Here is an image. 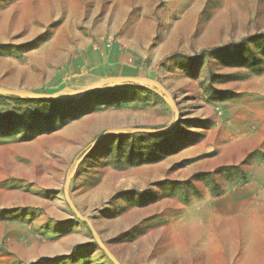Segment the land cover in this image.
<instances>
[{"label": "rangeland", "instance_id": "1", "mask_svg": "<svg viewBox=\"0 0 264 264\" xmlns=\"http://www.w3.org/2000/svg\"><path fill=\"white\" fill-rule=\"evenodd\" d=\"M34 1L0 0V108L11 107L10 96L104 91L91 95L89 113L54 131L0 128V152L12 153L0 159L27 168L32 207L76 218L85 245L76 252L87 264H169L158 258L165 243L183 264L184 219L217 213L216 195L231 186L227 175H198L196 144L214 111L220 119L229 108L214 90L264 70V41L255 38L264 34V0ZM136 132L152 136L141 153L137 144L124 152L114 134ZM130 214L134 226L112 230Z\"/></svg>", "mask_w": 264, "mask_h": 264}, {"label": "crops", "instance_id": "2", "mask_svg": "<svg viewBox=\"0 0 264 264\" xmlns=\"http://www.w3.org/2000/svg\"><path fill=\"white\" fill-rule=\"evenodd\" d=\"M222 87L234 96L220 119L214 111L213 127L197 140V170L202 176L213 172L222 181L227 175L231 186L216 195L217 213L184 219L183 264H264V71L229 79ZM217 105L224 103H215L214 110ZM16 163L0 164V264H87L76 252L85 248L76 242V218L32 207L37 199L27 194L24 182L29 171L25 167L18 173ZM39 202L44 204V198ZM136 220L127 215L112 230L132 227ZM155 233L148 237L151 245ZM163 248L158 258L176 264L173 245ZM148 251L145 247L142 254Z\"/></svg>", "mask_w": 264, "mask_h": 264}, {"label": "trees", "instance_id": "3", "mask_svg": "<svg viewBox=\"0 0 264 264\" xmlns=\"http://www.w3.org/2000/svg\"><path fill=\"white\" fill-rule=\"evenodd\" d=\"M256 39L264 41V34L257 35ZM259 71L258 73L263 72ZM229 80V79H227ZM104 90L94 89L87 92L78 99H63V98H45V97H25L10 96L8 97L12 102H7V110L0 108V128H7L8 131L13 132L18 129L26 128L29 131H34V134L47 133L54 131L64 125L70 120L77 119L86 113H89L92 108L90 106L91 95ZM221 91L214 90L212 98L215 100H223L234 96L232 92H223L226 96H218ZM222 93V92H221ZM222 93V94H223ZM218 94V95H217ZM5 98L0 95V98ZM105 99L101 98L99 105H104ZM31 135V136H33ZM121 142L125 143L124 152L131 153L135 151V145H138L140 153L142 149V140L145 137H151L152 134L147 132L142 133H126L114 134ZM129 142L131 144H129ZM162 158V157H161ZM156 158L155 160L161 159ZM147 160L139 158L136 163L140 164Z\"/></svg>", "mask_w": 264, "mask_h": 264}, {"label": "bare ground", "instance_id": "4", "mask_svg": "<svg viewBox=\"0 0 264 264\" xmlns=\"http://www.w3.org/2000/svg\"><path fill=\"white\" fill-rule=\"evenodd\" d=\"M55 1H57V0H55ZM54 1V2H55ZM65 1V0H64ZM81 1V0H80ZM107 1V0H106ZM29 2V1H28ZM27 1H26V3H28ZM35 2V4H36V0L34 1ZM33 2V3H34ZM38 2H40V1H38ZM37 2V3H38ZM67 2H68V0H67ZM66 2V3H67ZM82 2L84 3L85 1H83L82 0ZM81 2V3H82ZM195 2V1H194ZM51 3V2H50ZM50 3H49V6H50ZM56 3V2H55ZM102 3V2H101ZM30 4V3H29ZM31 4H32V2H31ZM40 4V3H39ZM70 4V3H69ZM53 5V4H52ZM61 5V4H60ZM59 5V6H60ZM67 5H68V3H67ZM46 6V5H45ZM48 6V5H47ZM66 6V5H65ZM81 6H83V5H81ZM38 7V6H37ZM32 7H30V9H31ZM42 8V7H41ZM46 8V7H45ZM82 8V7H81ZM29 9V8H28ZM58 9V8H57ZM56 9V10H57ZM119 9V8H118ZM122 9V8H121ZM121 9L119 10V11H121ZM42 10V9H41ZM58 10H60V9H58ZM62 10V9H61ZM84 10V9H83ZM87 10V9H86ZM30 10H28V12H29ZM107 11H109V10H107ZM118 11V10H117ZM116 11V12H117ZM36 12V11H35ZM50 13H51V11H49ZM65 12V11H64ZM90 12L91 11H89V14H90ZM111 12V11H110ZM123 12V9H122V11H121V13ZM127 12H128V10H127ZM71 13H73V12H71ZM84 13V12H83ZM87 12H85V14H86ZM53 14V13H52ZM60 14V13H59ZM66 14V13H65ZM110 14V13H109ZM115 14V13H114ZM117 14V13H116ZM124 14H125V12H124ZM23 15H24V12H23ZM50 16H51V14H49ZM92 15V14H91ZM112 15H113V12H112ZM121 15V14H120ZM22 16V15H21ZM31 16V15H30ZM62 17H63V15H61ZM114 16V15H113ZM112 16V17H113ZM119 16V15H118ZM52 17V16H51ZM81 17H82V14H81ZM88 17V16H87ZM22 18V17H21ZM29 18V17H28ZM110 18V17H109ZM36 19V18H35ZM107 19V18H106ZM50 20V19H49ZM28 21V20H27ZM110 21H112V19L110 20ZM115 23V22H114ZM29 25V24H28ZM24 27V26H23ZM22 27V28H23ZM29 27V26H28ZM149 28V27H148ZM24 29V28H23ZM81 40V39H80ZM0 161L2 162V163H0V164H2L3 166H5V163L7 162L8 164H7V167H10L11 165H14V161H13V159L12 158H10V157H8V155H6L5 157H1V159H0ZM12 161H13V164H12ZM91 200V199H90ZM133 220V219H132ZM156 237V236H155ZM154 237V238H155ZM164 250V249H163ZM145 251H146V249H145ZM168 251V250H167ZM170 253V252H169ZM174 255V254H173Z\"/></svg>", "mask_w": 264, "mask_h": 264}, {"label": "water", "instance_id": "5", "mask_svg": "<svg viewBox=\"0 0 264 264\" xmlns=\"http://www.w3.org/2000/svg\"><path fill=\"white\" fill-rule=\"evenodd\" d=\"M53 98H54V97H53ZM104 135H105V133L102 134V135L100 136V138H98L96 141L100 140ZM100 244H101V243H100Z\"/></svg>", "mask_w": 264, "mask_h": 264}]
</instances>
